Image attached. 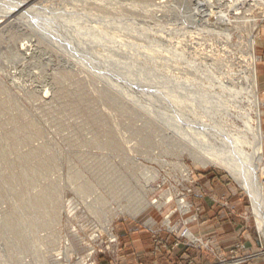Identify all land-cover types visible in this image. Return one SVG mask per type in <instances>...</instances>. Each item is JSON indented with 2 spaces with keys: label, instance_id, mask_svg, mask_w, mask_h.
<instances>
[{
  "label": "rangeland",
  "instance_id": "1",
  "mask_svg": "<svg viewBox=\"0 0 264 264\" xmlns=\"http://www.w3.org/2000/svg\"><path fill=\"white\" fill-rule=\"evenodd\" d=\"M225 1L0 0V264H155L178 251L190 264L264 261L249 195L203 167L204 140L219 153L229 129L211 105L218 79L247 58L236 45L256 21L264 105V0ZM210 199L241 231L228 258L203 231Z\"/></svg>",
  "mask_w": 264,
  "mask_h": 264
},
{
  "label": "bare ground",
  "instance_id": "2",
  "mask_svg": "<svg viewBox=\"0 0 264 264\" xmlns=\"http://www.w3.org/2000/svg\"><path fill=\"white\" fill-rule=\"evenodd\" d=\"M257 1H255V4L257 3ZM237 2V0L225 1L228 6L235 5ZM30 4L31 3H24L23 5L13 6L8 11H5V15L2 18L6 19L7 17L8 20H11L12 18L17 17V15H19L23 11L27 10L30 7ZM223 17L224 19H228V14ZM192 23L194 22L192 21ZM255 23V34H252L246 40L245 44H242V42H240V45H236L238 49L237 51L240 50L239 52H241L242 54L244 53L247 58L237 57V59H234L235 63H233L232 65H230L232 62L230 63L228 61V63L230 64L227 65L228 69L226 71V74L221 75L220 79H218L219 82L217 88L220 89V91H217V98L214 99V103L211 102V105H213L214 107L215 116H219L220 113H222V118L224 124L226 125L225 128H229L228 130L224 131L225 137L222 139L224 140L223 147L219 153H214V151L217 150L218 141H214L213 137L212 141H214V147L210 146L212 145V143H208V141H210V139H208V141L204 140V143H206V145L208 146L205 145L206 148L200 146V148H204V150H206L204 151V154H206L204 157L206 162H204L203 167L206 168L210 165H214L225 170L235 180V182L249 195L253 206V214L258 225L260 237L263 242L262 245L264 247V112L262 111L264 105L260 98V86L257 68L259 57L257 56L258 53L256 52L257 43L259 41V23L258 21H256ZM225 24L228 26L230 24V20L228 19ZM46 25H48V23H46ZM3 26L5 27V25ZM226 39L228 42L227 44H230L232 36L227 35ZM22 46L26 52L30 53L33 51L31 45ZM245 105L249 107L248 110H245L247 107L244 109ZM236 122H240L242 126L236 129ZM184 132H186V130H184ZM218 134H220V137H222L221 133ZM187 154L190 156V153ZM193 157L195 159H198V151L195 152V156ZM184 172L186 173V176L189 177V171L187 168H185ZM179 204L184 208L190 209L183 199L179 201ZM153 206L162 208V206L164 205L158 204V202H146L145 206L143 207V211ZM116 212L117 214H122L124 213V210H117L114 213L116 214ZM126 212L128 213L127 210ZM137 214L138 212H135L134 216L138 217L140 215ZM112 221L113 218L109 220L107 229L111 228ZM167 223H170V221H167ZM104 237L106 236L104 235ZM108 237H106L105 240L107 246L110 247L112 242L108 240ZM57 257L58 259H56L55 264H58L59 260L62 259L59 258V256ZM81 264H86V261H81Z\"/></svg>",
  "mask_w": 264,
  "mask_h": 264
},
{
  "label": "crops",
  "instance_id": "3",
  "mask_svg": "<svg viewBox=\"0 0 264 264\" xmlns=\"http://www.w3.org/2000/svg\"><path fill=\"white\" fill-rule=\"evenodd\" d=\"M213 184L210 182L208 184L209 190H211L214 195H222L221 192H216L211 187ZM218 193V194H217ZM212 200H208L207 203H205L204 206V213L208 215L209 222L204 225L203 231L205 232L206 237L212 239V234H215L214 239H212V247L218 251L219 258H228V252H226L228 249L232 248L234 245L240 243L242 239L240 238L241 231L239 229H236L234 224L229 221L228 219L225 220L224 217H226L224 212H221L220 214L216 215V211L214 208H212ZM214 211V212H213ZM210 219H213L210 221ZM233 230V231H232ZM143 238L140 237V244L139 245H148L146 242L143 243ZM248 248H252L250 243H245ZM264 248V247H263ZM142 254V253H138ZM161 259L155 263V264H190L191 257L194 256V253L190 251H178L176 253L170 254H161ZM213 258L209 256H202L199 257L198 260H195V264H208L212 263ZM140 262V261H139ZM249 264H264V261L262 260H253Z\"/></svg>",
  "mask_w": 264,
  "mask_h": 264
},
{
  "label": "built area",
  "instance_id": "4",
  "mask_svg": "<svg viewBox=\"0 0 264 264\" xmlns=\"http://www.w3.org/2000/svg\"><path fill=\"white\" fill-rule=\"evenodd\" d=\"M234 264H236V263H234Z\"/></svg>",
  "mask_w": 264,
  "mask_h": 264
}]
</instances>
